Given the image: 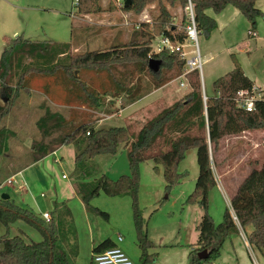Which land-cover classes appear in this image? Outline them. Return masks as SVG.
Returning a JSON list of instances; mask_svg holds the SVG:
<instances>
[{
    "label": "trees",
    "instance_id": "16d2710c",
    "mask_svg": "<svg viewBox=\"0 0 264 264\" xmlns=\"http://www.w3.org/2000/svg\"><path fill=\"white\" fill-rule=\"evenodd\" d=\"M188 1L131 0V6L124 7L125 11L139 13L146 5L157 4L158 14L152 24L143 23L127 44L108 50L74 55L71 43L38 42L17 36L0 56V98H6L7 102L5 105L0 104V121L7 115L8 108L20 92L31 90V82L36 78L53 80L65 97L62 104L72 106L71 112H75L73 109L79 102L85 103L91 110L93 106L101 107L102 97L110 94L115 98L124 94L129 104L148 94L152 88L162 87L180 77L186 71V60L181 56L182 52H172L166 48L154 52L152 44L157 36L167 38L173 44L185 43L190 19L185 14L182 20L184 29H179L170 9L180 7L185 12ZM257 1L259 0H191L199 35L201 33L208 39L217 29L216 20L207 15L206 11L213 10L219 14L228 6L237 8L251 24V29L256 30L257 20L264 18L263 12L256 5ZM75 7L80 15L104 12L99 0H75ZM115 10L111 4L109 11ZM152 59L161 62L158 72L149 67ZM27 60L30 62L27 63ZM232 60L233 70L213 82L214 95L204 96L198 69L187 73L191 93L146 121L138 133H134L130 126L97 128L96 120L92 118L87 122L77 121L47 109L38 120L37 127L44 139L51 140L48 143H33V162L53 154L63 146L73 145L79 197L87 209L109 220L108 213L91 206L92 200L101 193L109 197L130 196L141 249L140 259L142 264H149L156 257L149 253L153 244L149 240L139 203L141 166L152 162L153 170L157 174H163L166 191L170 192L188 178L189 172L182 170L181 166L188 153L196 150L199 175L195 189L186 198L185 205L200 208L202 216L197 227V243L191 246L188 255L189 264H203L218 259L225 243L239 232V225L243 230L251 228L247 235L248 242L254 250L263 254L264 162L260 168L251 170L232 197L231 208L239 225L230 209H226L223 220L218 225L209 213V194L217 185L212 156L218 150L220 141L247 131H264V96L255 100L252 112L239 106V91L254 90L253 92L258 93L260 90L245 75L234 55ZM85 71L91 73L85 74ZM144 74L150 77L148 90H144L141 80ZM55 102L61 105V102ZM58 131L60 133L54 136ZM7 138L8 131L0 128V155L6 150ZM122 150L127 152L129 175H122L116 180L106 175L88 180L91 178L88 171L92 160L106 155L116 157ZM20 220L35 227L43 239L35 242L22 236H0V264H75L79 251L77 243L68 244L71 256L59 240L60 226L66 220H73L67 203L55 204L53 216L47 221L33 210L0 197V223L8 228L10 224ZM115 246L108 239L95 246L92 253L103 252ZM203 250L209 252L206 260L198 257Z\"/></svg>",
    "mask_w": 264,
    "mask_h": 264
},
{
    "label": "rangeland",
    "instance_id": "374dc122",
    "mask_svg": "<svg viewBox=\"0 0 264 264\" xmlns=\"http://www.w3.org/2000/svg\"><path fill=\"white\" fill-rule=\"evenodd\" d=\"M99 2L104 10L103 13L80 15L77 13L75 0H0V56L4 48L10 46L17 36L38 42L71 43L74 55L88 51L108 50L127 44L134 38L135 33L140 30L143 23L152 24L154 22L155 17L151 16L152 12L155 15L158 14L157 4L146 5L138 13L124 10L125 0H99ZM111 4L116 8L113 12L109 11ZM170 12L178 28L184 29L182 20L186 12L180 7L171 8ZM161 38L160 36L156 37L152 44V51L156 52ZM206 41L207 38L200 33L198 49L202 61L206 59L208 52L209 43ZM211 44H214L213 39L210 42ZM186 45L184 52L187 58H191L197 47L191 41L187 42ZM225 61V52H222L216 58V61L212 63V69L209 67L210 74L206 65L202 64V68L199 70L204 75L201 80L202 91L207 90L208 92L210 90L212 80L215 79L211 78V75L218 77L226 73V70H224ZM29 62L30 60H27V63ZM85 72V74L91 73ZM144 75L141 80L143 86H145L144 90H148L150 77ZM183 75L184 73L174 79L177 81L173 83V87L181 89L182 83L189 84L187 77H183ZM185 91H181L180 100L189 94ZM64 98L53 80L33 79L31 90L28 92L21 91L18 98L8 108L7 115L0 121V128H5L8 131L7 147L5 152L0 155V184L2 183L0 192L11 196L21 207L34 209L38 214L39 211L52 209V202L50 203V201L53 200V192L50 186H55L58 189L57 193L60 195V191H65V188L71 191L70 181L73 179L76 183L77 179L74 158L69 157L71 149L74 150V146L69 145L63 150V160L57 156L60 163H56V157L52 156L48 160L50 164L48 168H43L40 165V169H38L40 172L39 177L43 184L35 185L33 193L25 194L22 190L16 192V189L21 187L15 175L33 162V143L41 141L48 143L51 140L50 138L44 139L37 127L38 120L43 117L47 109L54 113H60L65 118H75V120L83 122L95 117L103 118L102 113H116L118 114V120L116 119L114 123H109V125L106 123L101 126L96 123V127H108L111 124L124 123L130 126L134 133H138L146 121L152 119L156 112L163 108V106L159 107L156 111L149 109L141 115H134L130 116L131 118L120 120L121 112L119 111L127 105L124 94L116 98L112 97L111 94L104 96L102 97L103 105L101 107L93 106L92 110L85 103L79 102L77 107L73 109L75 112H71L72 106L62 104ZM5 100L6 98H0V104L5 105L7 103ZM55 101L61 102V105ZM93 110L97 113L93 114ZM59 133L60 131L54 136ZM254 134L250 135V142L254 141L255 143L251 148L242 145L241 138L233 139L229 136L224 138L222 143L220 142L218 150L213 153V172L216 177L218 173L220 174L221 178L218 180L225 183L230 195H233V192L241 185L253 168H260L264 162V133ZM181 169L189 172L188 178L170 192H167L163 174H157L153 170V163L149 161L141 166L139 203L147 225L149 240L153 244V247L149 249V253L156 257L149 264H189V245L191 247L197 243L199 236L197 227L201 220L202 210L196 206L189 207L185 205L186 198L195 189L199 175L196 150H191L188 153ZM88 172L91 175L88 180H94L102 175L116 180L122 175H129L127 152L122 150L116 157L106 155L92 160ZM63 175L68 177L69 180H64ZM11 178H13V183L8 184L7 181ZM65 192L61 195L65 197L63 202L67 203L72 211L73 220H66L63 222V226H60L59 240L68 254L71 251L68 246L70 242L72 245H76V243L79 245L80 254L76 264L92 263V246L94 241L97 244L101 239L100 237L104 238L103 241L109 239L117 244L133 264H142L140 259L141 249L138 244L130 196L109 197L101 193L92 200L91 206L93 208L109 214V220H106L87 209L80 197H71L67 192L66 196ZM42 193L46 194V198L41 197ZM53 201H56V199ZM228 208H230L228 198L216 185L209 194V213L217 225L222 222L224 213ZM5 234L10 237L22 236L26 240L35 242L43 239L35 227L23 220L10 224L8 228L0 223V236ZM237 234L240 237L239 232ZM119 236L123 238L121 242L118 241ZM240 240L244 244L241 237ZM243 244L239 248L240 250H245ZM255 253L257 259L263 263L258 252L255 251ZM219 259L220 257L203 264H214ZM231 259L226 264H234L237 260V263L240 264L251 263L248 257L241 255L240 258L232 256Z\"/></svg>",
    "mask_w": 264,
    "mask_h": 264
},
{
    "label": "crops",
    "instance_id": "0c3cea01",
    "mask_svg": "<svg viewBox=\"0 0 264 264\" xmlns=\"http://www.w3.org/2000/svg\"><path fill=\"white\" fill-rule=\"evenodd\" d=\"M256 5L264 14V0L257 1ZM206 14L209 15L210 17L214 18L217 22V29L211 34L210 38H208L206 41L207 43H209V46L207 49L208 52L206 55V59H204V61H202V64L206 65L208 73L209 74L211 73V71H209V67H210V69H212L211 68L212 63L216 61V58L219 57L220 54H222V52L223 53L225 52V57H226V61H225L226 64H225V69H224V70H226V73H224V75L229 73L234 68V63L232 60V56L234 55L238 59V61L240 62L245 75L253 81L255 88L257 90H260V91H258L257 96L263 97L264 96V18H259L257 20L256 30H252L251 24L247 21V19H245V17L240 13V11L233 6L226 7L219 14L214 13L213 10H207ZM151 16L154 18L157 15H155L154 12H152ZM245 31L247 32L246 34H245ZM252 33H255V35H253ZM212 39H213L214 44L210 45V42L212 41ZM213 69H215V68H213ZM200 72H201L200 75H201V80H202L204 75L202 74V71H200ZM224 75H220L218 77H216V75L210 76L211 78H215V79L212 80L210 90L208 92H207V90L203 91L204 96L206 94H208V95H214L215 94L213 87H212L213 82L215 80H217L218 78L224 76ZM176 81L177 80H172L171 82L166 83L162 87L154 88L145 96L137 99L134 102L127 104L124 109L119 111V112H121L120 120L124 119V118H131L130 116H134V115H141L142 113H145V111H147L149 109L156 111V110H158L159 107L163 106V108L161 110L156 112V115H157L163 109L168 108V107L172 106L175 102L179 101L181 91L186 90L185 93L191 92V88H190L188 83L187 84L183 83V86H182L183 89L182 88L180 89L178 87L177 88L173 87L172 85ZM96 113L97 112L93 111V114H96ZM102 117L103 118H96V117L94 118V119H96V123H98V126L104 125L106 123H108L107 125H109V123H114L116 121V119L118 118V114H116V113L115 114H105V113L103 114L102 113ZM112 126H127V125H125L124 123H121L119 125L111 124L108 127H112ZM100 128H103V127H100ZM254 133H264V131H258V130L257 131H247V132H243L242 134L237 135V136H231L230 138H233V139L234 138L235 139L241 138L242 139L241 140L242 145L244 144L246 146V148H251L254 141L250 142V137L252 135H255ZM223 141L224 140H222L220 142L222 143ZM65 148H66V146H63V147L59 148L53 154H51V155H49V156H47V157H45V158H43L37 162L30 163L23 170H21L19 173H17L15 175V178L17 181L20 182L21 188L16 189V192L22 190L25 194L33 193L35 185H38V184L42 185L43 181L39 177L40 172L38 170V169H40V165H42L43 168H45V167L48 168L50 166L48 160L52 156L56 157V163H60V160L57 158V156H59L60 159L63 160L64 159L63 150ZM69 157L71 159L74 158L73 162L75 165V150L71 149ZM214 176H215L216 183L220 187L222 193L226 196V198H228V205L230 207L228 209H230L232 215H235L234 211L231 208V200H232V197L234 196V194L237 191L239 186L233 192V195H230L229 192L227 191L228 187L225 185V183L222 181L219 182V180H218L219 178H221L220 174L218 173V175L216 177V175L214 173ZM63 179L69 180V178L66 177L65 175H63ZM50 187H51L52 192H53L52 198H53V200L56 199V201H53V200L50 201V203L52 202V207H51L52 209H46V211H43V212L39 211V214L36 213V211L34 209H31V210H33V212L36 215H38L41 218H42V215L44 213H49L51 215V217L53 216L55 204L63 203V198H65V197H63V195H61V194H63V192L66 191L67 193L70 194L69 196H71V197L72 196L79 197L77 189H76V183L74 182L73 179H71L70 186H69L71 188V191H69L67 188H65V191H62V190L60 191L61 192L60 195L57 193L58 189L55 186L54 187L50 186ZM66 192H65V195H66ZM1 195L2 194L0 192V196ZM59 196H60V198H59ZM41 197L46 198V194L42 193ZM10 200L14 201L11 196H10ZM58 200H60V201H58ZM36 206H38V205H36ZM26 208H28V207H26ZM68 208L71 211L69 206H68ZM28 209H30V208H28ZM71 214H72V211H71ZM72 217H73V214H72ZM250 232H251V228H248L247 230H243L241 227H239V235H240L241 239L243 240L244 244L241 242L238 234L233 235L231 237V239H229L225 243V245L223 246L220 259L218 261H216L214 264H226L230 260H232L231 259L232 256L233 257L236 256V258H240V255L248 257L251 260L250 250H252L254 254H256L255 253L256 250H254L253 248L250 249L249 246H247V244H246L247 243V235ZM100 238L101 239L97 242V244H96V241H94L93 246H92V252H93V248L95 246H97L98 244L103 242L104 238H102V237H100ZM242 244L244 245L246 251L239 249L240 247H242ZM115 245H117V244H115ZM78 250L79 251H78L77 257L75 258V264L78 260L79 254H80L79 245H78ZM190 250H191V247L189 245L188 255H189ZM258 254L260 255V258H262L263 263H261L259 260H258V262L260 264H264V253L261 254L258 252ZM237 262H238V260H237ZM237 262L234 264H240ZM251 263H252V261H251Z\"/></svg>",
    "mask_w": 264,
    "mask_h": 264
},
{
    "label": "built area",
    "instance_id": "2783aa9c",
    "mask_svg": "<svg viewBox=\"0 0 264 264\" xmlns=\"http://www.w3.org/2000/svg\"><path fill=\"white\" fill-rule=\"evenodd\" d=\"M185 12L190 19V23L186 28L187 39L184 44H173L167 38H161L160 44L156 52H160L163 49H169L170 51H181V56L186 60V71L183 77H186V74L191 72L194 69L201 70L202 68V58L198 49V38L199 33L197 31L195 19H194V9L191 0L188 1V5L185 8ZM255 35V33H252ZM191 41L193 45L197 47L195 51H193V56L191 58H187L186 53L184 52V47H186L187 42ZM183 86V83L181 84ZM254 91V90H253ZM249 91H239L237 93V101L239 106L245 109L248 112H252L255 109V100L259 98L256 92ZM206 99V98H205ZM65 178V177H64ZM8 184L13 183V178L7 181ZM51 215L49 213H44L42 218L49 221ZM234 220L239 225V222L235 215H233ZM240 227V225H239ZM123 238L121 236L118 237V241L121 242ZM247 246L251 249V245L248 242L247 238ZM250 256L252 264H260L258 262L257 257L250 250ZM92 263L93 264H133L130 258L125 254V252L119 247L115 246L113 248L107 249L103 252L93 253L92 255Z\"/></svg>",
    "mask_w": 264,
    "mask_h": 264
},
{
    "label": "water",
    "instance_id": "95a60500",
    "mask_svg": "<svg viewBox=\"0 0 264 264\" xmlns=\"http://www.w3.org/2000/svg\"><path fill=\"white\" fill-rule=\"evenodd\" d=\"M130 6H131V0H126V2L124 3V7L128 8ZM160 64H161V62L159 60L152 59L150 61L149 67L152 71L158 72L160 69ZM1 199L9 200L10 196L8 194H2ZM198 257L201 260H206L209 257V252L207 250H203V251L199 252Z\"/></svg>",
    "mask_w": 264,
    "mask_h": 264
}]
</instances>
